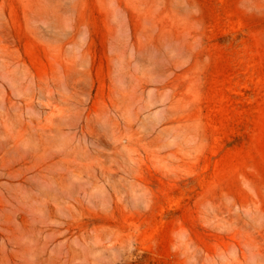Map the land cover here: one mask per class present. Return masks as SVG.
I'll return each instance as SVG.
<instances>
[{
    "label": "rangeland",
    "instance_id": "374dc122",
    "mask_svg": "<svg viewBox=\"0 0 264 264\" xmlns=\"http://www.w3.org/2000/svg\"><path fill=\"white\" fill-rule=\"evenodd\" d=\"M0 264H264V0H0Z\"/></svg>",
    "mask_w": 264,
    "mask_h": 264
}]
</instances>
